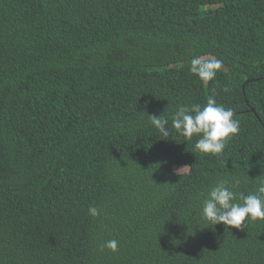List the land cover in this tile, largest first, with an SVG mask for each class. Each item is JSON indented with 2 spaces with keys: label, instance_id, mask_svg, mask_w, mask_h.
Wrapping results in <instances>:
<instances>
[{
  "label": "trees",
  "instance_id": "trees-1",
  "mask_svg": "<svg viewBox=\"0 0 264 264\" xmlns=\"http://www.w3.org/2000/svg\"><path fill=\"white\" fill-rule=\"evenodd\" d=\"M210 96L220 156L148 119ZM221 179H264V0H0V264H264V220L202 218Z\"/></svg>",
  "mask_w": 264,
  "mask_h": 264
},
{
  "label": "clouds",
  "instance_id": "clouds-1",
  "mask_svg": "<svg viewBox=\"0 0 264 264\" xmlns=\"http://www.w3.org/2000/svg\"><path fill=\"white\" fill-rule=\"evenodd\" d=\"M223 62L215 57H194L190 61V72L195 74L202 82L213 81L217 73L222 69ZM224 91H227L225 89ZM148 119L158 133L164 138H169L172 129L180 135L191 140L193 136L199 137L195 143V149L201 153L220 156L224 153L226 143L240 131V121L234 119V110L219 105L213 97H209L205 105H179L171 114V127L169 116L165 112L161 115H148ZM190 166H183L175 170V174L182 175ZM238 179L229 181L218 180L207 192L202 202V218L211 225L223 224L235 228L244 226L246 219L264 220V179L254 192L245 195L237 194L233 189L238 187ZM101 209L90 207L88 212L97 217ZM118 241L108 240L100 245L113 252L118 251Z\"/></svg>",
  "mask_w": 264,
  "mask_h": 264
},
{
  "label": "rangeland",
  "instance_id": "rangeland-1",
  "mask_svg": "<svg viewBox=\"0 0 264 264\" xmlns=\"http://www.w3.org/2000/svg\"><path fill=\"white\" fill-rule=\"evenodd\" d=\"M209 6H210V8L213 7V6H211V5H207V6L205 5L204 7L207 8V7H209ZM178 168H181V167H177V166H175V169H178Z\"/></svg>",
  "mask_w": 264,
  "mask_h": 264
}]
</instances>
